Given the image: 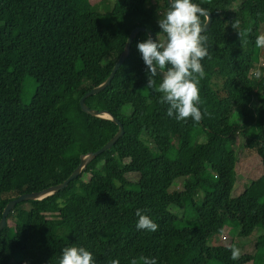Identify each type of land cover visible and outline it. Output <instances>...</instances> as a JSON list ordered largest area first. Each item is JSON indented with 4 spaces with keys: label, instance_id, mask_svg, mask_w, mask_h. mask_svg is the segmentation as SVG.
<instances>
[{
    "label": "trees",
    "instance_id": "1",
    "mask_svg": "<svg viewBox=\"0 0 264 264\" xmlns=\"http://www.w3.org/2000/svg\"><path fill=\"white\" fill-rule=\"evenodd\" d=\"M192 2L212 17L203 32V119L167 116L162 94L146 87L136 47L148 34H137L109 86L85 100L117 119L123 135L65 189L13 208L0 231V264H59L68 246L85 247L96 264L141 256L157 264H229L232 243L207 245L229 224L239 238L263 230L235 264H264V218L250 226L238 217L264 203V172L255 180L236 173L246 142L264 151V47L255 43L264 34V0ZM167 11L166 0H0V219L9 201L61 184L117 133L112 121L84 113L79 100L105 82L134 28L163 37L158 19ZM179 178L183 189L166 204L161 194ZM186 204L193 228L175 213ZM138 208L159 225L156 232L136 228Z\"/></svg>",
    "mask_w": 264,
    "mask_h": 264
},
{
    "label": "clouds",
    "instance_id": "2",
    "mask_svg": "<svg viewBox=\"0 0 264 264\" xmlns=\"http://www.w3.org/2000/svg\"><path fill=\"white\" fill-rule=\"evenodd\" d=\"M206 14V9L192 0H169L168 11L158 19L163 38L156 36L153 40L148 36L136 44L149 73L146 87L162 94L160 102L168 105L167 116L177 121L187 122L191 118L198 123L204 117L199 108V84L206 75L201 61L209 56V50L200 17ZM255 43L264 47V34L257 36ZM157 75L162 77L158 87L151 78ZM254 76L259 79L261 72L256 70ZM146 212V209L136 210V228L156 232L159 225ZM230 251L231 259L240 258L238 247L231 246ZM59 264H96V258L85 247L68 246L62 249ZM111 264H119V260L113 259ZM131 264H157V260L141 256Z\"/></svg>",
    "mask_w": 264,
    "mask_h": 264
},
{
    "label": "rangeland",
    "instance_id": "3",
    "mask_svg": "<svg viewBox=\"0 0 264 264\" xmlns=\"http://www.w3.org/2000/svg\"><path fill=\"white\" fill-rule=\"evenodd\" d=\"M91 4H94L98 2L99 0H89ZM159 38H163L160 36ZM217 82V81H215ZM264 154V151L262 147L259 145H256L250 141L246 142L245 145L242 147V149L239 151V161L236 166V173L248 180H255L259 176H261L264 172V168L261 164V158ZM186 179L185 178H179L173 182L171 187L162 192L161 196L164 200V202L167 204L169 201V196L172 192L176 191L179 192L183 189V183ZM243 182L239 183L237 189L235 190V194L239 195L242 190ZM189 205L186 204L182 209H177L176 210V215L177 217L181 218L184 222V224L188 228H193L195 227V221H196V216L194 215L192 209L188 207ZM252 209L247 207L239 210V219L246 224L250 226H254L258 220L261 218H264V203L261 205H256V211L250 213V210ZM168 216L173 217L172 214L168 213ZM8 223L10 225H13V220L9 219ZM229 230L227 233H224L223 235L212 238L208 241L207 245L209 247H214V246H227L230 243H232L233 246H236L240 249L241 251V256L244 254H247L250 252V247L254 245V242L256 241V237L262 235L263 230L258 229L256 230L249 238H239L236 237L235 231H238V228L235 225L229 224L228 225ZM228 262V260H227ZM229 264H235V260L230 259ZM251 264V263H248Z\"/></svg>",
    "mask_w": 264,
    "mask_h": 264
},
{
    "label": "water",
    "instance_id": "4",
    "mask_svg": "<svg viewBox=\"0 0 264 264\" xmlns=\"http://www.w3.org/2000/svg\"><path fill=\"white\" fill-rule=\"evenodd\" d=\"M166 1H167V4L169 5V0H166ZM206 13L207 14L205 16L206 20H205V23L203 25V28H204V31L203 32H205L206 30H208L210 28V26H211V23H212V17L210 15V13H208V12H206ZM139 33H147L148 36H151L152 39L154 40V34L150 30H147L146 28H143V27H136V28H134L130 32V34H129L127 40H126V43H125L123 52L119 56L118 60L116 61L115 65L112 68V71H111L110 75L105 80V82L103 84L95 87V88H92L88 92H86L80 98V100H79L80 108H81V110L84 113H86V114H88L90 116H94V117H98V118L107 119V120L112 121L114 124H116L118 126L117 133L104 146H102L100 149H98L95 152L88 153L87 155L81 157L80 163H79L78 167L61 184H58V185H55V186H50V187L45 188L44 190H41L39 192L22 194V195L18 196L17 198L9 201L6 204L5 208L3 209V212H2V215H1V219H0V231L5 227V225L7 223V216L9 215V213L13 210V208L17 204H19L21 202H24V201L41 200L43 198H46V197L51 196V195H54L57 192L65 189L70 182H72L75 178H77L79 176V174L82 172V170L85 169L86 165L93 158L97 157L98 155H100V154L104 153L105 151H107L108 149H110L117 142V140L123 135V133H124L123 125L117 119L113 118L107 112L100 113L99 111H95V110L89 109L86 106V104H85V100L88 97L93 96V95L99 93L100 91L104 90L107 86H109V84H110L111 80L113 79L115 73L117 72L118 68L121 66V64L124 62V60L129 55L130 46H131L134 38L136 37V35L139 34ZM104 114L108 115V118L103 117Z\"/></svg>",
    "mask_w": 264,
    "mask_h": 264
},
{
    "label": "bare ground",
    "instance_id": "5",
    "mask_svg": "<svg viewBox=\"0 0 264 264\" xmlns=\"http://www.w3.org/2000/svg\"><path fill=\"white\" fill-rule=\"evenodd\" d=\"M103 117H106V118H108V115L104 114V115H103Z\"/></svg>",
    "mask_w": 264,
    "mask_h": 264
}]
</instances>
